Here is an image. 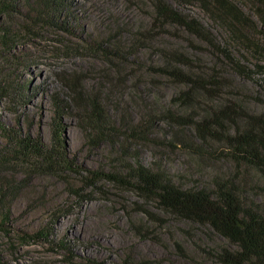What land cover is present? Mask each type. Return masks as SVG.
I'll return each mask as SVG.
<instances>
[{"label": "rangeland", "instance_id": "rangeland-1", "mask_svg": "<svg viewBox=\"0 0 264 264\" xmlns=\"http://www.w3.org/2000/svg\"><path fill=\"white\" fill-rule=\"evenodd\" d=\"M21 1L30 7L29 0ZM166 1L198 18L222 39L238 65L254 74H239L224 54L180 28L152 26L151 0H67L64 30L27 22L24 18L32 19L28 8L6 20L13 36L9 61L0 67L9 75L14 94L0 103V119L50 145L57 138L52 97L65 100L59 138L76 167L48 172L36 158L15 152L16 157L12 149H5L8 154L2 162H9L0 164V196H4L0 221L6 219L0 224V264H83L82 259L110 264H214L207 252L226 245L176 219L153 197L138 194L125 184V172L138 157L185 187H210L214 177L233 173V163L219 158L226 153L222 142L209 144L211 157L174 148L177 129L168 125L165 113L209 118L217 109L235 104L251 114H264V70L257 68L264 67V52L254 53L247 46L260 43L264 29L235 26L223 36L224 30L199 3ZM230 1L260 26L251 0ZM91 40L101 48L89 50ZM103 49L112 55H104ZM172 50L189 57L195 76L218 78L219 96L211 99L201 91L191 95L188 105L179 101L187 87L157 70L170 63ZM69 77L86 96L96 97L110 124L121 125L120 137L99 140L82 129V114L66 84ZM148 119L153 130L145 141L124 133L123 129ZM189 135L184 130L183 138ZM95 172L115 179H90ZM245 173L247 181L264 185L262 176ZM246 197L264 208V188L251 190ZM45 225L50 240L27 238Z\"/></svg>", "mask_w": 264, "mask_h": 264}, {"label": "trees", "instance_id": "trees-1", "mask_svg": "<svg viewBox=\"0 0 264 264\" xmlns=\"http://www.w3.org/2000/svg\"><path fill=\"white\" fill-rule=\"evenodd\" d=\"M154 9L152 26L160 28L173 26L182 29L188 36L205 43L217 53L227 57L230 66L237 69L239 74L252 76L254 71L238 65L237 61L223 48L222 39L219 41L198 18L184 13L178 7L169 4L166 0H151ZM180 3H199L203 9L226 32L236 28L264 29V0H251L255 15L260 22L245 16V12L236 7L230 0H177ZM30 7L21 0H0V63L6 66L9 61L11 46L12 26L6 25V20L13 15L21 14L26 8L31 12V18H24L27 22L32 20L35 25L41 24L49 28L64 30L68 13L65 3L67 0H29ZM66 9V10H65ZM63 12V13H62ZM66 13V14H65ZM60 15L62 18H60ZM153 29V28H152ZM261 33V32H260ZM262 35V34H261ZM260 43H249L247 46L254 53L264 52V35ZM88 49H99L100 44L91 40ZM104 55H112L106 49L101 50ZM110 53V54H109ZM115 54V53H113ZM170 63L161 66L157 70L173 79L178 84L187 88L180 92L179 101L190 104L191 95L204 91L211 99L218 97L220 82L218 78L208 77L203 79L193 73L192 61L181 51L172 50L167 57ZM3 60V61H2ZM262 68L264 67H257ZM9 75L0 67V103L12 96L14 90L8 80ZM70 88L72 99L78 105L82 114L83 130L94 134V138L109 139L120 137V124H110L96 97H88L82 93L81 88L75 85L70 77L66 80ZM21 89L17 92L20 93ZM16 94V93H15ZM20 96V95H19ZM17 98V97H13ZM65 100L52 97L53 115L52 127L57 133V138L52 139V144L44 145L38 138L29 134H22L15 128L5 126L0 119V164L6 152V148L12 149L14 155L34 157L45 164L48 172H53L61 167L63 170L76 167L68 160L66 148L59 138L62 131ZM166 121L170 127L177 129L173 135L174 148L183 147L194 151L199 155L211 157L207 152L211 142H222L226 146V153L219 158L228 159L233 165V173L228 177H214L210 187L180 186L163 169L146 166L138 157L133 159L132 165L127 167L125 176L126 185L132 187L138 194L144 197H153L164 211L178 220L185 221L202 230L201 234L214 235L226 242L207 252L214 264H264V208L263 205L252 199L249 201L246 195L251 190H262L257 182L247 181L245 171L255 172L264 178V114H251L235 104L225 105L211 113L209 118L198 119L191 115H179L166 111ZM153 120V116L150 117ZM150 119L140 121L128 129L129 138L145 141L151 136ZM233 126V130L229 126ZM18 129V128H17ZM118 130V131H116ZM188 132L190 137L184 139L182 134ZM194 141H193V140ZM172 146V145H171ZM18 150V151H15ZM16 156V155H15ZM17 157V156H16ZM94 177L101 179H115L109 174L93 173ZM243 176V177H239ZM245 176V177H244ZM86 178V177H84ZM250 178V177H249ZM2 192V191H1ZM4 197L3 194L0 196ZM7 216V215H6ZM6 219L1 217L0 224ZM28 239L50 240L51 231L48 226L38 229L34 234H26ZM63 246H65L63 244ZM179 249V246L177 245ZM70 258L74 256L68 254ZM83 264H110L104 261L82 259ZM122 264H143L142 262ZM148 264V263H144Z\"/></svg>", "mask_w": 264, "mask_h": 264}]
</instances>
